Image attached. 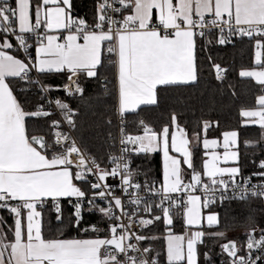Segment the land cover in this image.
Segmentation results:
<instances>
[{
	"label": "snow or ice",
	"instance_id": "6c2138e0",
	"mask_svg": "<svg viewBox=\"0 0 264 264\" xmlns=\"http://www.w3.org/2000/svg\"><path fill=\"white\" fill-rule=\"evenodd\" d=\"M73 12V0H0V264H264V225L249 211L238 242L218 210L264 205V159L245 174L238 129L209 139L219 121L201 115L189 132L168 104L206 71L223 83L212 49L247 42L238 75L259 94L240 127L264 141V0H94L90 19ZM76 100L104 106L106 150L80 134ZM157 109L164 119L146 118ZM153 153L156 173L133 167ZM160 223L157 251L147 233Z\"/></svg>",
	"mask_w": 264,
	"mask_h": 264
},
{
	"label": "trees",
	"instance_id": "16d2710c",
	"mask_svg": "<svg viewBox=\"0 0 264 264\" xmlns=\"http://www.w3.org/2000/svg\"><path fill=\"white\" fill-rule=\"evenodd\" d=\"M94 0H73L74 15H79L85 19H90L93 13ZM34 53V52H33ZM213 59L220 63L222 67L227 69L226 79L223 83L215 80L214 72L206 71L204 77L199 84L191 88H186L180 92L174 93L173 98L168 101V104L177 111L180 117V122L183 124L187 122L189 132L195 126L197 118L201 115L204 118H210L219 121V127L213 126L207 131V138L220 139V133L224 130L238 129L240 132L241 148H240V164L244 169L245 174L256 170V164L261 159H264V141L260 140V133L256 126L240 127L239 109L244 107H251L255 103V96L259 94L258 87L250 78H240L238 73L242 68H247L251 65L253 50L249 43H237L235 47L232 46H216L212 49ZM64 81V77L52 76L46 80V83L51 85H58ZM85 86V96L95 97L98 89L94 81H82ZM233 85L229 88L228 85ZM236 92L233 96L232 91ZM32 95L33 101L38 99V95ZM53 97L64 95L60 92H51ZM107 99V98H106ZM72 106L75 108L79 106L80 117L78 119V126L80 134L89 143L90 147L95 151H104L107 149L105 144V137L108 131L106 125L101 123L100 113L104 110L101 104L88 102H80L78 100L72 101ZM143 115V114H142ZM146 118L157 120L164 119L161 115V110L157 109L151 114H147ZM131 119V117H129ZM115 134V129H112ZM256 141L255 144L245 147L243 141ZM202 152V147H201ZM198 155L200 153L198 152ZM255 161V163H253ZM139 165L142 170L156 173L161 167L160 154L153 153L148 159H136L133 167ZM226 222L233 224V230L229 231L228 238H239L242 240L244 232L245 218L249 211H252L256 221L260 225H264V205L258 200L251 201L249 206L243 209L237 203L226 204L224 208L218 209ZM2 216L8 214L1 210ZM93 222L95 217L90 218ZM10 222V221H9ZM174 231L179 232V222ZM148 235H156L161 237L152 241V246L160 251L163 246V224L160 223L156 228L147 233ZM70 235H75L74 232ZM211 243V241H209ZM203 251V247L200 249ZM215 251H219L218 248ZM201 264L203 260L201 257ZM216 264H219L217 258Z\"/></svg>",
	"mask_w": 264,
	"mask_h": 264
},
{
	"label": "built area",
	"instance_id": "2783aa9c",
	"mask_svg": "<svg viewBox=\"0 0 264 264\" xmlns=\"http://www.w3.org/2000/svg\"><path fill=\"white\" fill-rule=\"evenodd\" d=\"M245 39H246V38H245ZM54 92H60V93H62V94L64 95L63 91H54ZM49 95L52 96L51 93H49ZM108 182H109V183H114V181H112L111 179H110ZM253 182L255 183L256 180L253 179Z\"/></svg>",
	"mask_w": 264,
	"mask_h": 264
},
{
	"label": "crops",
	"instance_id": "0c3cea01",
	"mask_svg": "<svg viewBox=\"0 0 264 264\" xmlns=\"http://www.w3.org/2000/svg\"><path fill=\"white\" fill-rule=\"evenodd\" d=\"M33 55H34V53H33ZM220 139L222 140V137H221ZM219 151H222V149H219ZM160 156H161V155H160ZM161 164H162V158H161ZM0 215H2L1 210H0Z\"/></svg>",
	"mask_w": 264,
	"mask_h": 264
}]
</instances>
